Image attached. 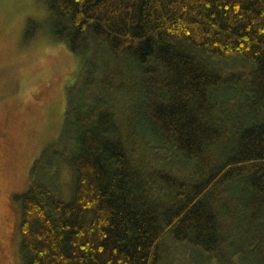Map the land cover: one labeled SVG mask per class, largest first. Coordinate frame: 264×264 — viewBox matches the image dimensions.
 Returning a JSON list of instances; mask_svg holds the SVG:
<instances>
[{
  "label": "trees",
  "instance_id": "16d2710c",
  "mask_svg": "<svg viewBox=\"0 0 264 264\" xmlns=\"http://www.w3.org/2000/svg\"><path fill=\"white\" fill-rule=\"evenodd\" d=\"M45 6L24 39L81 55L84 89L14 194L21 264H264V0Z\"/></svg>",
  "mask_w": 264,
  "mask_h": 264
},
{
  "label": "rangeland",
  "instance_id": "374dc122",
  "mask_svg": "<svg viewBox=\"0 0 264 264\" xmlns=\"http://www.w3.org/2000/svg\"><path fill=\"white\" fill-rule=\"evenodd\" d=\"M48 15L45 0H0V264H21L19 203L34 160L58 137L66 100L78 81L83 57L47 30L25 41L27 22ZM86 90V86H85ZM62 199L72 196V171L60 170Z\"/></svg>",
  "mask_w": 264,
  "mask_h": 264
}]
</instances>
